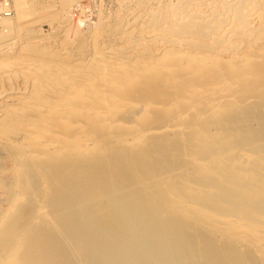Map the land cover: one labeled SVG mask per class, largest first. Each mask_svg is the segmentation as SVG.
I'll list each match as a JSON object with an SVG mask.
<instances>
[{
	"label": "rangeland",
	"instance_id": "374dc122",
	"mask_svg": "<svg viewBox=\"0 0 264 264\" xmlns=\"http://www.w3.org/2000/svg\"><path fill=\"white\" fill-rule=\"evenodd\" d=\"M166 1L167 0H23V14L20 16L18 15L20 10L17 11L15 6L16 0H0V102L2 101V97V99L9 96H17L16 98L19 96L21 97V95L18 96V94L23 92L22 90L25 89V83H27V89L25 90L30 91L29 89L31 83L28 82L24 74L26 71L24 70V72H21L25 68V65H23L20 60L31 59L36 61L40 60L42 57L47 61V58H66L68 59L67 61L69 64L73 63L75 65L80 62L79 67L85 68V60L88 55L93 54V51H95L93 49H95V47L105 51V54L108 50H106V47L112 42L117 48L121 47L123 44H131L132 48L135 49V47L139 45H134V41H136V43H138V41L141 43L138 35L141 33V30L144 29L146 31L148 29L150 32L149 33L147 31V36L149 38L147 37L146 41L142 40V43L144 42L143 47H145L144 49L146 50L151 47L153 51L155 48L158 49L160 45L162 49L167 46L168 49H170V47L176 48L175 45H179L178 47H181V44H183L185 48L188 44H191L190 47L193 49L192 44L195 45V42L199 39L194 37L197 30L196 27L194 28L191 26V22L188 23L185 19L188 16L187 14H190L191 12L197 14H194L193 17L197 20L209 17L211 14V8L210 4H208L209 6L206 4L209 3L210 0L209 2H207L208 0H201L202 2L199 0L200 4H198L199 1L197 0H187L181 6L176 7L177 12H179L180 8L182 11H187L185 15L183 14L184 16H182L181 13H178L176 17L177 21L173 16L171 19L168 18V20L161 16V14H164L162 10L166 11L167 9L166 4L169 3V0L168 2ZM228 1L227 3H230L231 5V7L229 6L230 11L231 9L233 11L236 8L237 9L235 11L244 10L245 12L249 10V15L247 13L246 14L247 17L250 16L249 18H252L250 22L254 21L251 25L253 27H258L256 25L257 23L259 25L262 17L257 13H259V11H264V0H256V3L255 0H253L254 2L252 0H249V2L248 0H240V2L238 0L237 2L236 0ZM187 3L188 6H186ZM203 3L208 7H206ZM249 3H252L250 8H254L256 11L254 9L253 11L252 9H248L250 6ZM241 4H244L245 6H241ZM196 5L198 6V9ZM245 7L247 8L245 9ZM181 10L180 12H182ZM152 11L156 12L155 15L154 12L151 13ZM253 12L255 14H250ZM201 14H203L204 17ZM222 14L223 13L220 12L219 15L224 17L225 14H223V16ZM263 14L264 12L262 15ZM179 15L182 17L180 18ZM251 15L253 17H251ZM220 16H218V18ZM259 16L261 19H259ZM233 18L235 17L232 15L231 20H233ZM178 19L181 22H185L186 29L183 22H179ZM235 20L234 23H236V25L239 24L238 21ZM167 21L170 23H166ZM214 23L215 22H213V24ZM141 24H144V27H141ZM158 24L161 25L159 26ZM216 24H218V20ZM187 27L194 28L196 32H194L195 30ZM215 28L216 27L208 28L210 30L208 31L207 29L206 36L208 35V37L211 38L212 34L214 35L215 33L216 35L217 33L214 31H217V29ZM189 33H193V35H189ZM228 34L226 39H230H225L226 43L223 41L220 43V46H218L219 43H215L217 46L213 43L214 45H211L210 47L209 45L211 44V39L207 37L210 40L209 44L207 42L205 47L208 46V48L210 47L213 50L215 48L217 50L220 47L217 51H214H216V54L219 52L217 56L220 55L223 57V60H225L223 61L219 56L220 58L216 57L219 60L211 59V62H208V64H211L209 65L211 67L213 66V62H221H216L215 65L218 64V66L214 65L213 68H211L212 70L215 69V67L216 69H221L218 71L219 73L217 72V76L214 75L215 71H212L210 67L208 68L211 70L208 72L213 73H210L212 75L209 76V73L207 72V76L209 78H206H208L207 80L209 82H211L212 79H214L215 82L217 79H221L220 77L223 78L227 75H233L234 78V75L237 74L240 69H243V63L234 61L235 57L238 55L243 57L245 51H250L249 53L251 55L246 52L249 56H247L248 58L252 57V61L249 59L250 65L248 64L246 67L248 72L249 70H252L250 71L251 73H253V71L256 72V70L259 71L262 69V66H264V63L261 60L258 61L254 58L259 51L257 48L253 45L250 46L248 43H245L243 38L238 36L239 34L232 32L231 36L230 32ZM232 35L234 37H232ZM188 37L190 41L188 39L186 40ZM115 38L119 39L116 41ZM191 38H197V40H192ZM259 38L260 40H264V37L262 36ZM178 39L182 40L180 44L176 43V41H180ZM241 39L243 41H241ZM168 40H170V43ZM237 40L240 41V45L236 44L238 42ZM183 41L188 44H184ZM122 42L123 44H120ZM227 42H231L230 44L228 43L231 49L228 48ZM242 42L245 43L244 45H248H241ZM163 44L165 46H163ZM233 44L234 46L236 45V48L237 45L238 47L242 46V48H232L231 45L233 46ZM201 45L202 44L199 43L198 45H195L194 48H196V46L199 48ZM224 46L226 47L224 48ZM248 46L251 48L249 49ZM190 47L188 46L187 48L191 49ZM205 47L202 46L201 49H205ZM226 48L228 51H226ZM212 49L209 50L212 51L210 53L215 54ZM219 50H221V52ZM147 51L149 52V50ZM222 52L224 54H222ZM239 52H243V55ZM231 60L232 62L234 61L235 64H233ZM7 61V64L11 62L9 66L5 64ZM181 61L182 65L187 64H185V59ZM226 62L227 64H224ZM229 63L234 66L228 65ZM253 64H255V66ZM227 65L231 69H228V67H226ZM18 67L21 68V70ZM206 67L208 66L206 65ZM202 68L204 70L205 66ZM20 73L23 78H20L21 76L18 75ZM205 76L206 74H204V79L202 78V75L199 76V78H196H201L202 81H204ZM7 80H11L12 82L10 81L9 83ZM35 80L38 79L35 78ZM43 80H41L42 85L48 86V83H45V78ZM207 80L204 84L207 83ZM245 80L240 85L241 88L239 87L234 93L235 98L233 96L232 100H230L229 104L226 106L225 110L230 109V111H226L227 113L228 111L229 113L231 112L230 114H227L226 112L224 114L222 112L224 115L220 113L221 116L207 115L208 117H204L203 115L202 120L199 119L196 114L192 115V113H188V115H179L176 111L178 108L182 107V102H184V100H174L175 102L173 101L174 105L172 108H168V110L164 112H159L160 114H158L160 116L157 114V110L159 109L158 106H156L157 108L153 107L154 109H157L154 111L155 120L157 122L163 120L162 124L164 127L160 129H152L150 126L151 122L149 120L146 126L143 127L142 131L144 132L142 133L137 131H128V128L121 131L116 126L96 128V124H91V126L88 123V126L85 125L87 131L84 134L73 138L74 134L73 130L69 127L70 123H65V125L57 124L60 122L54 123L52 118H48L50 117L47 115L49 112H46V116L44 115L43 121L42 119L41 121L35 120L32 123L33 125L31 126V129L33 128L35 131H39L42 126H47L51 134H59L64 138H73L72 141L78 145L77 147H72V149L70 148V150L68 149L66 153L62 154L60 157H54L51 153H48L41 148L40 150H35L33 147L34 142L22 135L23 129L28 126L27 120L23 119L24 121L17 122L13 119V117L5 114L6 110L14 109L20 113L24 112L22 115L26 116V106L24 107V105H21L22 103L19 98L17 100L13 99V101L9 100L11 99L10 97L6 98V101L8 99L6 102L7 107L0 111V261L2 256H5V253L7 252L6 248L8 247L7 249L10 248V250H12L11 245H15L14 249L16 252L12 250V254L19 253V255H23L24 252V255H27V260L23 263L26 264H121L123 262V264H126L125 262L127 259L125 260V258L127 257V254L125 251L119 252L113 259L108 258L101 262L87 261L89 259L87 254L88 235L90 233H94V235L98 234L97 236L102 234V237L100 235L99 237L101 238L94 243L96 246H100L102 248L98 256L107 255L112 249H120L121 245L128 242V240H130V243L132 242L133 248L135 249L138 246L137 242L134 243L131 240L134 239L135 236L140 239V229H142V236L149 235L150 232L152 234L153 229H156L157 223L161 218L164 220L166 219L165 225H163L159 232H157L153 237L150 236L146 243L139 245V248L143 250H151V252H149L146 256L148 257L146 258L148 261L145 260L144 263L151 262L152 259L154 264H164L165 262L167 263V260L170 261V259L165 257L171 256L167 253H172V246L167 245L166 247H161L159 237L163 234L162 232H166L169 228L170 230L174 228H178L179 230L181 227V230L177 231L183 239L187 238L188 235L194 231V233L200 231V229L203 235L211 238L213 237L211 233L205 232L206 230L201 228L207 223H211V221H213L211 220L207 222L212 219H208L209 216L202 218L196 217L200 219L194 218L196 221H191L193 224L191 222L187 223L182 229V223L185 222L184 219L186 214L181 210H179V212L182 213L177 211L174 212L171 209L170 211L167 210L168 207H165L167 206L166 203L170 201V203H168V206H170L172 201L170 199H173V197L171 196L172 194H170V199L165 198L163 194L164 188L169 186L172 188L175 187L176 189H174L176 192L174 193L176 195H184L183 197H187V195L191 194L187 197L189 199V204L198 201V197L200 196V202L198 201V204H196L199 205V203H201V205L197 206L196 209H198V207L201 208L202 206V208H205L209 212L218 211L223 213L226 209L227 211L231 208L233 209V206H235L234 208H237L238 211L241 210L240 208L244 210V206L245 208L250 207L252 201L253 204H255L254 201H256L257 206L259 203L263 204L264 195L262 194V196L259 195L260 197L257 196L258 198L256 196H247V198L245 197L246 202L243 198L247 189L249 191V188L254 189L257 187L256 184L259 181L258 178L260 179L259 184H264V177H258L262 174L264 175V164L263 166L256 164V159L260 158L264 154V92H260L262 94L258 92L259 95L256 94L257 96L253 94V97L250 96V98H248L247 103L243 100V98L246 97V95L243 96V94L244 91L246 94V90L248 89L247 86L249 84L247 83V80L249 79ZM60 82L61 81L57 78L56 84L58 85ZM42 85H38V87H44ZM1 86H3V89ZM54 86H49L52 93H59V90L56 89L58 90L56 91ZM33 87L35 88V85ZM166 87L167 85L160 87V89L162 90V88L165 89ZM176 87L177 86H174L172 89H176ZM40 88H38V90ZM157 89H159V87H157ZM17 90H20V92ZM31 90V92L34 91L33 88H31ZM54 90L56 92H54ZM166 90L168 91V88ZM167 91L165 92L173 95V92L176 93L175 91H178V89L174 91ZM241 91H243V94ZM31 92H27L28 94L24 97L27 99L32 98ZM1 93H4V95L1 96ZM57 94H55L52 99H54ZM59 94L57 95L58 97L60 96ZM187 94L189 97L187 96L186 99L190 98L191 93ZM236 96H238L239 99ZM74 98L75 97L69 98L70 105L73 101L75 102ZM240 98H242L241 100H243L244 105L237 103ZM201 101L202 99L199 102ZM235 103L239 106L237 105L236 107ZM197 104L200 105L201 103ZM135 105L125 107V116L123 115L124 117L120 121L121 124H129L133 120V122H135L140 119V115L143 114L144 111L139 109V106L137 108ZM183 107H185V105ZM54 108L57 107L55 106ZM54 108L51 109L52 113L54 112ZM234 109L235 112H232ZM253 109L254 113L252 112ZM140 111H142V113ZM252 113L256 115L255 117H257V115L258 117L253 122H250L249 118L254 116ZM80 121L82 120L78 118H74L73 120V122L79 123ZM171 125H175V131L168 134L167 129L169 128L167 127ZM207 126L208 128H206ZM212 127L215 128L212 129ZM203 128L206 129L202 130ZM92 131H95L97 134L94 132L92 133ZM89 134H93L92 136L97 135L95 143L96 149L93 148L91 151H87L80 145L81 141L85 142V139ZM46 140L48 139L43 141ZM124 140H126V142ZM54 148L56 149L57 146ZM77 148L79 149L77 150ZM245 151H251V154L247 155L249 157L246 156ZM135 164H139L138 167L135 166ZM257 165L259 167H257ZM107 166L113 169L112 173ZM112 166H115L116 168L114 169ZM76 168L78 169V173L75 176H70L69 172ZM80 174L85 175V177L83 178L82 175L80 177ZM243 174L247 177L243 176ZM114 176L119 177V179L115 180ZM124 178L127 179L124 180ZM131 181L133 182L131 183ZM234 182H238V184L233 185ZM186 183H191L193 189L186 186ZM231 183H233L232 185L233 187L235 186V188L232 187V189H230L231 185L229 186V184ZM183 185L186 187H183ZM222 189L225 192H220L219 194V190ZM226 189H230V191H226ZM243 190L246 192L244 193ZM198 193L201 195L203 194V198L200 194L198 195ZM117 195L120 196V201H118L115 206L106 207L109 200ZM248 197L254 199L251 200L248 199ZM139 200H142L141 205L138 203ZM163 203H165V205H163ZM238 203H240V205H238ZM242 204L244 206H242ZM262 206H264V204ZM158 207H163V212L161 211V215H154L153 211ZM40 208L42 209L40 210ZM200 208L198 210H200ZM126 210H132L137 213L136 220L139 224L140 221H142L141 226L136 223V221H134V224L129 225L125 222V219H120V216ZM263 210L264 209L262 208V211ZM262 211L260 214L264 218V211ZM247 214H249V212ZM252 215L255 214L253 213L249 216L253 217ZM82 217L84 219L92 217V221L80 224ZM105 218H111L109 222H113L115 226L117 224L120 226L122 222L123 226L121 225L119 229L120 231H126V235L119 241L114 242L112 235L106 234L107 228L111 225L106 223ZM216 218L218 219L219 217ZM247 218L248 217L246 215L242 218V220L248 221ZM213 222H215V220ZM23 225L25 226L23 227ZM20 226L23 227L24 231L21 230L20 232L18 230ZM75 231H80L82 235L79 236V238L71 236ZM12 232L13 234L11 235ZM216 235L218 236H216V238H219L220 234L217 233ZM7 236H10L11 238H7ZM111 240L113 242L112 244ZM37 242H39V244H43V249L38 254H31L26 248ZM253 245L250 243L244 251H241V254L238 252L240 254L238 255L235 253V245H230L229 247V244H227L228 250L233 253V259L230 260H237L239 263L243 262L240 264H246V260L248 258L258 257L259 255L257 254H260L257 253L259 252V247H255V244ZM259 245L260 244H258V246ZM153 247L155 248L154 251H152ZM153 257H158L159 259L161 258L160 260L163 261L157 262L159 259L153 261V259H155ZM162 257L165 258V260ZM120 261L122 262L120 263ZM169 261L168 264L181 263L179 261L169 263ZM260 261L261 262L259 264H264V260L262 261L261 259ZM23 263H19V261H17L16 264ZM183 263L194 264V262H191L190 260L182 262V264ZM130 264H133L132 261Z\"/></svg>",
	"mask_w": 264,
	"mask_h": 264
},
{
	"label": "bare ground",
	"instance_id": "6f19581e",
	"mask_svg": "<svg viewBox=\"0 0 264 264\" xmlns=\"http://www.w3.org/2000/svg\"><path fill=\"white\" fill-rule=\"evenodd\" d=\"M186 1L187 0H169V3L166 4L167 9H166V11L162 10V12H164V14H161V16L165 17L167 20H168V18L171 19L172 16L175 17V20H176L178 13H181V15L184 16L187 13V11L186 10L182 11L180 8L179 12H177L176 7L181 6ZM197 1H199V0H197ZM200 1L198 2V4H200ZM227 1L228 0H219V1L210 0V2H209V0H208L207 2H209V3H207L206 5L210 4V8H211L210 11L212 14V16L210 14L211 17L210 16L206 17L208 19L202 18L200 20H197V19L193 18L194 14H196V13H194V12L192 13L191 11H190L191 12L190 14L189 13L187 14L189 17L187 16L185 21H187L188 23L191 22L190 23V24H192L191 26L194 28L196 27L197 32L194 28H190V27H187V28L195 30L194 32H196V33L194 34V37L199 38L201 41L199 39H198L199 40L198 41L197 38H191V39L192 40L196 39L197 41L195 42V45H198L200 43V44H202L201 47L202 46L205 47L207 42L209 44V40L211 39L210 40L211 44L209 45L211 47V45L213 46L215 43H219L218 46H220V43H222L223 41H224V43H226L225 39H226L227 34L229 32H230V36H231V32L235 33V34H239L238 36L240 38H243L245 43H248L250 46L253 45L255 48H257L259 50L258 53L256 54L257 56L255 55L254 58L257 59L258 61L261 60L264 63V49H263L264 48V40H260V38H259L260 36L264 37L263 36V34H264V14L262 15V13L264 11H262V12L259 11V13H257L258 15H261L262 19L259 16L260 17L259 19H261V21L259 20L260 21L259 25L257 23L256 26H258V27H253L251 25V23L254 21L250 22V20L252 18H249L250 16L247 17V14L249 15L248 9H250V10L252 9V8H250L252 3L251 4L249 3L250 6L247 9L248 11H245V12H244V10L235 11L237 8L236 9L233 8V9H235L233 11L230 8L231 9V11H230L229 6L231 7V5H230V3L228 4ZM238 1L240 2V0H238ZM166 2H168V0ZM230 2H233V1H230ZM236 2H237V0H236ZM248 2H249V0H248ZM257 2H259V1H257ZM192 3H194V2H192ZM255 3H256V0H255ZM255 3H253V4H255ZM244 4H241V6ZM15 6H16L17 11L20 10L18 12L19 13L18 15L21 16L23 14V12H22L23 0H16ZM186 6H188V3ZM208 6H206V7H208ZM234 7H235V5H234ZM247 7H248V5H247ZM247 7H245V9ZM182 8L184 9L183 6H182ZM161 9H163V8H161ZM197 9H198V6H197ZM241 9H242V7H241ZM253 9H252V11H253ZM180 10L182 12H180ZM193 11H196V10H193ZM153 12L154 11H152L151 13H153ZM220 12L225 14L224 17H221L219 15ZM155 13L156 12H154V15H155ZM223 14H222V16H223ZM250 14H255V13L253 12ZM198 15H199V13H198ZM201 15H203V14H201ZM232 15L235 17V18H233V20H231ZM218 16H220V17L218 18ZM179 17H180V15H179ZM203 17H204V15H203ZM251 17H253V16L251 15ZM217 20H218V24H216ZM234 20L238 21V23H239V24H237L238 26L236 25V23H234ZM173 21H174V19H173ZM179 22H181V21L179 20ZM213 22H215V23L213 24ZM166 23H170V22L167 21ZM183 25L185 26V22H183ZM142 26L144 27V24H141V27ZM184 26H183V29H184ZM169 27H170V25H169ZM197 27H198V29H197ZM211 27H216L215 29H217V31L214 29L215 30L214 32H216L217 34L216 35H215V33H214V35L212 34L211 35L212 37L210 38V37H208V35L206 36V32H207V29L211 28ZM185 29H186V26H185ZM151 30H153V29H151ZM209 30L210 29H208V31ZM145 31H146L145 29L141 30V33L138 35V38H139V40H141V43L139 41H138V43H136V41H134L135 42L134 45L138 44L140 46V47L139 46L135 47V49L132 48L131 44H123V42L120 43L123 45H121V47L117 48V47H115L114 43L112 42V43H110V45H108V46L106 45L107 46L106 50L107 49L108 50L106 51L107 53L105 54V51H103L102 49H101L102 50L101 51L100 49H98V47H95V49H93V50H95V51H93V54L88 55V57L85 60L86 61L85 68L79 67L80 62H78L75 65L73 63L69 64V62L67 61L68 59H66V58L65 59L64 58H62V59L61 58H50V59L47 58V61H46V59H44L42 57L40 60H36V61L31 60V59L20 60L21 63L23 65H25V68H24L23 65L21 64V66L24 68L21 72H24V70L26 71V72H24V74H25L28 82L31 83L30 89H29L30 91L25 90V89H27L26 88L27 83H25L26 85H24L25 89L22 90L23 92H20V90L19 91L17 90L18 92H20L18 94V96L21 95V97L20 96L18 97L22 103L21 105H24V107L26 106L25 112H27V115L23 116L22 113H24V112L20 113V112L15 111L14 109L13 110H6L5 114L7 116L10 115L17 122L27 120L28 126H26L23 129L22 135L24 137L28 138L30 141L34 142L33 147L35 148V150H40V148H41L44 151L51 153L54 157H60L62 154H65L68 149L70 150V148L72 149V147L74 148V147L78 146L72 140H73V138H75L79 135H82L87 131L85 125L88 126V123L90 125L96 124V126H95L96 128H98V127L101 128V127H105V126L106 127L116 126L121 131L125 128H128V131H132V132L137 131V132L142 133V132H144V131H142L143 127L146 126V124L149 122V120L151 122L150 126L152 129H156V128L160 129V128L164 127V125L162 124L163 120L160 122L159 121L157 122L154 118V111L157 110V109H154L156 106H158V108H159L157 110L158 111L157 114H158L159 112H164V111L168 110V108H172V106L174 105L173 104L174 100L175 101L184 100V102H182L183 103L182 107L178 108V110L176 109L177 114L179 113V115H185V114L188 115V113H190V114L192 113V115L196 114V116L202 120L203 115H204V117H208L207 115L218 116V115H220V113L225 114V112L227 110L230 111V109L225 110L226 106H227V104H229V101L232 100L234 93L237 91V89L240 87V85L244 82L245 79H249V80H247V83H249L247 86L248 89L247 88H246L247 90L245 89L246 94H245V91H244V94H243V91H241V93L243 94V96L246 95V97L243 98V100H245L247 103H248V101H247L248 98H250V96L253 97V94H255V96H257V95H259L260 92H264V80H263L264 79V68H263L264 66H262V69H260L259 71H257V70H256V72L253 71V73L250 72L252 70H249V72H248L247 71L248 69H246L247 65L249 64V59L252 58L251 56H250L251 58H248L249 56L247 53L250 52L249 50H248L249 52H247L244 49V51H245L244 55H243V52H241L243 57L239 56V55L235 57L234 61L243 63V65H242L243 69H240L239 72L234 75L235 76L234 78H233V75H231L232 77L227 75V76H224L223 78L220 77L221 79H219V80L217 79L215 82H214V79H212L213 82L211 79H209V80H211V82H209L207 80L209 78L207 75L209 73V76H210L213 73L208 72V71H211L212 70L211 68H213L215 63L216 62L218 63L219 61L213 62L212 67L209 66L211 64H208V62L209 61L211 62V59L219 60L216 57H219L220 55L217 56L219 54V52H217L218 54H216V51L220 47L217 50L215 48L214 50H216V51H214L212 48L209 47L210 49H212L215 52L216 56L214 53L213 54L210 53L212 51H209L210 49L208 48V46L205 47V49H206L205 50V49H201V47L198 48V46H196V48H194L195 45L192 44V46H193V49H192L190 47L191 44L189 45L187 42L186 43L188 44V46L191 49L187 48L188 46L185 48L183 44H181V47H178L179 45L178 46L175 45L176 48L170 47V49L167 48L168 46L166 48L163 47V49H162V47L160 45V47L158 49L153 46L155 48V49H153V51H152L151 47L148 48L147 49V50H149V52H148L146 49H144L145 47H143L144 42L142 43V40L146 41V38L148 37L147 36L148 29L146 32ZM185 31H187V30H185ZM190 34L191 33H189V35ZM191 35H193V33ZM228 36H229V34H228ZM207 37L210 39H208ZM232 37H234V36L232 35ZM115 39L117 41L119 38H115ZM187 39L189 40V37L186 38V40ZM229 39L227 38L226 40H229ZM178 40H180V39H178ZM183 40L186 41L185 39H183ZM243 40L241 39V41H243ZM168 41L170 43V40H168ZM181 41L182 40H180L178 42L176 41V43L180 44ZM184 41H183V43L186 44ZM174 42H175V40H174ZM204 42H205V44H204ZM238 42L237 43L234 42V43L240 45V41H238ZM244 42H242L243 44L241 43V45H244L245 44ZM228 43L229 42H227L228 48L231 49L229 46V44L231 42L229 44ZM164 44H163V46H165ZM248 44H246V45H248ZM166 45H168V44H166ZM182 45H183V47H182ZM246 45H244V46H246ZM215 46H217V45L215 44ZM221 46H222V44H221ZM102 47H104V46H102ZM173 47H174V45H173ZM225 47L226 46H224V48ZM231 47L236 48V45L234 46V44H233V46L231 45ZM237 48L238 49L242 48V46L238 47V45H237ZM248 48H249V46H248ZM221 50H219V51L221 52ZM226 51H228L227 48H226ZM222 54H224V53L222 52ZM221 58L223 60V57H221ZM184 59L186 61L185 64L187 63L186 65L181 64V62H182L181 60H184ZM238 60H240V61H238ZM220 61H221V59H220ZM223 61H225V60H223ZM234 61L232 62V60H231V62L233 64H235ZM251 61H252V59H251ZM228 62H229V59H228ZM262 62H260V63H262ZM7 63H8V61L5 64L9 66L11 62H9V64H7ZM219 63H221V62H219ZM224 64H227V62ZM206 65L208 67H206ZM228 65L232 66L230 63ZM228 65L226 67H228ZM253 65L255 66V64H253ZM260 65H262V64H260ZM21 66H19V67H21ZM204 66H205V69L203 70L202 67H204ZM215 66H218V64ZM209 67L211 70L208 69ZM232 68H234V67H232ZM19 69L21 70V68H19ZM201 69L203 70V72ZM228 69H231V68L228 67ZM220 70L221 69H216V67H215V69H213L212 71H215L214 75H216L217 72ZM203 73L206 74L205 80L202 81L201 78L197 79L201 75H202V78L204 79ZM210 73H212V74H210ZM196 74L199 76H197ZM18 75L21 76L22 74L20 73ZM16 76H15V78H16ZM192 77H194L195 79ZM206 77H208V78H206ZM20 78H23V77L21 76ZM35 78L40 80V81L35 80ZM44 78L46 80L45 83H48V86L42 85L41 80H43ZM57 78L59 79V81H61L60 84H58V85L56 84ZM11 80H12V78H11ZM27 80H25V81H27ZM206 80H207V83L204 84V82ZM10 81L7 80V82H9V83H10ZM43 82H44V80H43ZM208 82H209V84H208ZM19 83H21V82H19ZM34 85H35V88L33 87ZM38 85H40V86L42 85L44 87L40 88V87H38ZM162 85L163 86L167 85V87L165 89L162 88V90H161L160 87H163ZM3 86H1L2 89H3ZM7 86H9V85H7ZM49 86L50 87L54 86L55 90L58 89L60 94L58 92L57 93L60 96L58 97L57 93H52V90L50 89ZM174 86H177L176 89H172V87H174ZM36 87H38L40 89L38 90V88H36ZM157 87H159V89H157ZM31 88L34 89L33 92H31L32 91ZM167 88H168V91L169 90L174 91L177 89H178V91H175L176 93L173 92V95L168 94L165 92V91H167L166 90ZM55 90H54V92L58 91V90H56V91ZM27 92L32 93V96H31L32 98L27 99L24 97L28 94ZM220 92H222V93H220ZM187 93H191V95L189 94L190 98L186 99V97L188 96ZM1 94H2L1 96L4 95V93H1ZM55 94H57L56 97L54 99H52V97H54ZM242 94H241V97H242ZM260 94H262V93H260ZM9 97L11 98L9 100H12V101H13V99L14 100L18 99V98H16L17 96H9ZM9 97H6V98H9ZM73 97H75L74 98L75 102L73 101V103L70 105L69 98H73ZM133 97H135V98H133ZM236 97L238 98V96H236ZM2 98H1L2 101L0 102V111L7 107L6 102L8 101V99L6 101V98L5 99H2ZM234 98H235V96H234ZM201 99H202V101L199 102ZM238 99H235V100H238ZM241 99L242 98H240V100H238L240 102L237 101L238 104H243V100H241ZM197 103H201V104L198 105ZM237 103H235L236 107L238 105ZM247 103H245V104H247ZM263 104H262V106H263ZM132 105L137 106V108L139 106V109L143 110L144 113L141 114L142 116L140 115V119H138L137 121L133 122L134 121L133 120L132 121L133 123L130 122L129 124L128 123L127 124H121L120 121L125 116V112H124L125 107H131ZM184 105H185V107H183ZM243 105H241V106H243ZM55 106L57 108H54ZM197 106H199V107H197ZM224 106H225V108H224ZM186 107H188V108H186ZM22 108H23V106H22ZM52 108H54L53 113L51 112ZM152 109H154V110L151 111ZM237 110H238V108H237ZM229 111H228V113L227 112L226 113L230 114L231 112L229 113ZM46 112L47 113L49 112V114H47V115H49L50 117H48V118H52V121L54 123L60 122L57 124H62V125H65V123H67V124L70 123L69 127L73 130V134H74L73 138H64V137L60 136L59 134H51L49 132V129L47 128V126H42L39 129V131H35V129H33V128L31 129V126L33 125L32 123L35 120L41 121V119H42V121H43L44 115L46 116V114H45ZM140 112L142 113V111H140ZM232 112H235V109ZM252 112L254 113V109ZM253 113H252V115H254V116H252V117L249 116V117H251V118H249L250 122H253L258 117V115H257V117H255L256 115ZM162 114H164V113H162ZM74 118H78L82 121H80V123L79 122H73ZM44 121H45V119H44ZM176 126H177V124H176ZM95 127H94V129H95ZM167 128H169V129H167L168 134H171L172 132L175 131V129H174L175 125H171ZM206 128H208V126ZM206 128H203L202 130H205ZM214 128L212 127V129H214ZM93 132L95 133V131H92V133ZM88 133H91V132H88ZM95 134H97V133H95ZM92 135L93 134L87 135L85 142L84 141L80 142V145L83 148H85L87 151H91L93 148H95L97 135H95V136H92ZM45 139H48V140L43 141ZM124 141L126 142V140H124ZM125 145H127V144H125ZM55 146H57L56 149L54 148ZM78 149L79 148H77V150ZM250 152L245 151L246 156L251 154ZM247 157H249V156H247ZM256 164H258L259 166L260 165L263 166L264 154L260 158L256 159ZM138 165L139 164H135V166H137V167H138ZM258 165H257V167H259ZM112 167H114V169L116 168L115 166H112ZM107 168L109 170H111V173L113 172L112 168H109L108 166H107ZM77 173H78V169L76 168V169L71 170L69 172V175L75 176ZM81 175L83 178L85 177V175H83V174H80V177H81ZM243 176H246V175L243 174ZM239 177H240V175H239ZM258 177H264V175L262 174L261 176H258ZM112 178H113V176H112ZM114 178H115V180L119 179V177H115V176H114ZM125 179H127V178H124V180ZM258 180L259 181L256 184L257 185L256 188H254V189L249 188V191H248V189H247V192L245 191L246 194L243 195L244 200H245V197L247 198V196H250V197L256 196L257 197L261 194L264 195V184L260 185L259 184L260 179L258 178ZM255 181L257 182L256 179H255ZM132 182L133 181H131V183ZM187 183H188V181H187ZM232 184L233 183L229 184V186L231 185L230 189H232L233 185L238 184V182L237 183L234 182V184L233 185ZM186 186L193 189L191 183L187 184ZM186 186L183 185V187H186ZM174 188L175 187L172 188L170 186L164 188V191H163L164 197L169 198L172 196L174 199L173 200L172 198L171 199L169 198L170 200H172L171 204H170V206H168V203H170V201L168 203L165 202L167 204V206H165V207L169 208V209L167 208L168 211H170V209H171L174 212L175 211L179 212V210L183 211V213L185 212V214H186L185 219H184L185 222L182 223V229H183V226L184 227L186 226L185 224L190 223L191 221H196V220H194V218H196V217L202 218V217H206V216L208 217L209 216L208 219H210V218H212V219L208 220L207 222H209L211 220H213V221L215 220V222L211 221V223L209 222L206 225H204L203 227H201L203 230H206L205 232L211 233L213 235L212 238L203 235L201 233V229H200V231H197L196 233H194L195 231L190 233L191 235L189 234L188 237L185 239L180 237L181 235L178 232L181 230V227L179 230H178L177 226H176L177 229H175V228L171 229V230H170V228L168 230L165 229L166 232L165 231H164L165 233L162 232L163 234H161L159 237L160 245H161V247L162 246L166 247L167 245L172 246L171 247L172 253L171 252L167 253V254L171 255L172 258H171V256L165 257L167 259H170V261L167 260V263L165 262L164 264H168V261H169V263L170 262L175 263V262L179 261V262H181L180 264H182V262H185L187 260L194 262V264H195V261H196V264H240L243 262L239 263V261H237V260L236 261L230 260V259H233L232 258L233 253L228 250L227 244H229V247H230V245H232V246L235 245L234 246L235 247L234 248L235 253L240 255L241 251H244L245 248L247 246H249L250 243H252V245L255 244L256 245L255 247H259L258 248L259 252H257V253H260V254H257V255H259L258 257L256 256V257H253L250 259L248 258L251 262L247 259L246 260L247 262L245 261L246 264H259L261 262L260 261L261 259H262V261L264 260V218L260 214V212L262 211V208L264 209V206H262L264 203L263 204L259 203V205L257 206L256 201H254L255 204H253V201H252L251 206L248 208L247 207L245 208V206L242 204V206H244V210H242V208H240L241 209L240 211H238L237 208H234L235 206H233V209L231 208L228 211L226 209L223 213L218 212V211L217 212H213V211L209 212L205 208H202V206H201V208L198 207V209L200 208V210L196 209L197 206L201 205V203H199V205H197L198 201L200 202V199H201L200 196L198 197V199H199L198 201H195V203L189 204V199L187 197H189L191 194L187 195V197H183L184 195L181 196L179 194H177L178 195L177 196L174 193V192H176V190H175L176 188L175 189ZM233 188H235V186ZM230 189L229 190L226 189V191H230ZM231 191H233V190H231ZM220 192H225V191H223V189H222V190H219V194H220ZM243 192H244V190H243ZM243 192H241V193H243ZM170 194H172V195L170 196ZM199 194L200 193H198V195ZM193 195H194V193H193ZM195 197H196V195H195ZM202 198H203V196H202ZM257 198H255V199H257ZM120 199L121 198L119 195L114 196L112 199L109 200V203L106 205V207L107 206H109V207L115 206L117 204V202L120 201ZM248 199H251V198L248 197ZM253 199H251V200H253ZM195 200H197V199H195ZM208 200H211V199H208ZM241 200L243 201L242 198H241ZM242 201H239V202H242ZM245 202H246V200H245ZM138 203L141 205L142 200H139ZM165 203H163V205H165ZM238 205H240V203H238ZM238 205H237V207H238ZM260 205H261V207H260ZM162 208L163 207H158L157 209H155L153 211L154 215H161V211L163 210ZM41 209L42 208H40V210ZM235 209L237 210L238 213L236 212ZM238 209H239V207H238ZM129 211L130 210H126L125 212H123L122 215L120 216V219L121 220L125 219V222L129 225L134 224V221H136V223L139 224V222H137V220H136L137 219L136 218L137 213L133 212L132 210L130 212ZM229 211H231V212H229ZM245 212H247V213L249 212V214H247ZM179 213H182V212H179ZM253 213L255 215H252L253 217H250L249 215L253 214ZM246 215L248 217L247 218L248 221L244 220L245 221L244 222L242 220V218ZM216 217H219V218L217 219ZM200 218H196V219H200ZM169 219H171V218H169ZM105 220H106V223L108 225H111L110 227L107 228L106 234H111L113 239H114V242L119 241L121 238H123L126 235V231H120V229H119L120 226L123 224L122 222H121L120 226H119V224H117L115 226L113 224V222L112 223L109 222L111 220V218H105ZM206 220H207V218H206ZM89 221H92V217L85 218V219L82 217L80 220V224H85ZM165 222H166V219L164 220V219L160 218V220L157 223L156 229H153L152 234L150 232V234L146 235V236L141 235L142 229H140V239H138V237L135 236L134 239L131 240L134 243L137 242V245H138L137 248L134 249L132 242L130 243V240H128V242L121 245L120 249H117V250L112 249L107 255H104V256L103 255L98 256V254L101 252L102 248L100 246L98 247L94 244L98 239H100L102 237V234H99V236L101 235V237H99V236H97L98 234L94 235V233L93 234L90 233L88 235V242H87V244H88V253L87 254L89 256V259L87 261H89V262H101V261L108 259V258L113 259L119 252L125 251L127 254L126 255L127 257L125 258V260L127 259L125 262L126 264H130L131 261L133 264H149V263L154 264V262H152V259H151V262L144 263L146 258H148L146 256L148 255L149 252H151V250H143V249L139 248V245L146 243V241L149 239L150 236L153 237L157 232H159V230L163 227V225H165ZM191 223L193 224V222H191ZM141 224H142V221H140L139 225L141 226ZM21 226L18 229L20 232H21V230L24 231L23 227L25 225H23V227H21ZM217 233L220 234L219 238H216ZM12 234H13V232L11 233V235ZM81 235L82 234L80 231H77V232L75 231L71 236L79 238V236H81ZM10 236H7V238ZM112 243L113 242L111 240V244ZM258 244H260V245L258 246ZM42 245L43 244H41V243L39 244V242H37L35 244H31V246H29V247L27 246L28 248H26V249H28V251L31 254L32 253L38 254L43 249ZM11 246H12L11 249L15 251V249H14L15 245H11ZM107 246H109V245H107ZM7 248H6L7 252L6 253L4 252L5 256L2 254L4 256V258L2 256L0 264H16L17 261H19V263L26 262V260H27L26 256L27 255L25 256L24 252H23V255H21V254L19 255V253L12 254V250H10V248L9 249H7ZM154 250H155V248L153 247L152 251H154ZM226 251H228V252H226ZM26 253L29 254L28 252H26ZM153 258H155V259H153V261H156L157 259H159L158 257L157 258L153 257ZM165 258H163V259L165 260ZM160 259L157 260V262L163 261ZM146 261H148V259ZM121 262L122 261H120V263ZM123 263H121V264H123ZM23 264H26V263H23ZM116 264H118V263H116ZM183 264H185V263H183Z\"/></svg>",
	"mask_w": 264,
	"mask_h": 264
}]
</instances>
